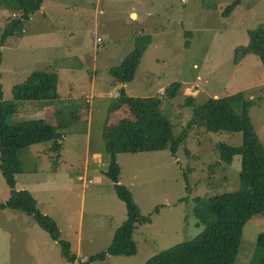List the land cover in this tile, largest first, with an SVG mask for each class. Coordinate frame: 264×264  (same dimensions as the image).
Segmentation results:
<instances>
[{"label":"rangeland","instance_id":"obj_1","mask_svg":"<svg viewBox=\"0 0 264 264\" xmlns=\"http://www.w3.org/2000/svg\"><path fill=\"white\" fill-rule=\"evenodd\" d=\"M60 1L69 7L52 5L45 11L44 23L37 14L34 21H22L27 33L17 32L5 39L2 34L18 12L0 6V50L5 44L0 59V93L3 100H10L12 85L33 71H58L56 102L46 104L49 109L43 110L37 106L42 102L30 101L9 121L41 118L58 125L56 130L62 133L60 156L54 161L49 156L53 154L46 152L49 141L26 147L21 160L29 173L19 175L16 186H26L38 210L55 221L60 239L69 242L73 253L79 247L80 254L86 256L104 250L113 230L125 218L123 202L102 173L108 163L104 132L129 118L124 103L117 102L108 110L120 89L108 71L132 49L123 32L151 36L133 80L123 86L126 96H161L171 83H181L177 96L164 103V113L177 134L192 115L186 106L189 96L199 103L207 97L242 92L245 98L255 100L248 113L264 145V66L255 55L232 64L234 48L248 42L247 30L264 27V0H239L228 14H223L225 7L233 0ZM130 9L134 12L129 13ZM95 19L100 29L96 30L98 47L92 36ZM40 24L44 26L36 32ZM41 34H46L45 50L37 47ZM59 38L62 45L55 44ZM30 41L34 43L31 48L25 45ZM241 139L240 131H209L195 125L189 127L175 154L168 149L117 153L118 183L126 186L150 222L138 224L132 231L136 255H107L90 264H144L146 259L197 236L202 226L196 223L193 198L239 187L241 157L234 155L229 164L220 161L216 141L235 146ZM85 170L90 183L77 178ZM9 192L0 173V204ZM262 231L264 217L257 215L247 221L233 264H249ZM80 254L76 255L84 259ZM0 264L71 263L61 255L59 244L30 216L0 207Z\"/></svg>","mask_w":264,"mask_h":264},{"label":"trees","instance_id":"obj_2","mask_svg":"<svg viewBox=\"0 0 264 264\" xmlns=\"http://www.w3.org/2000/svg\"><path fill=\"white\" fill-rule=\"evenodd\" d=\"M41 1L0 0L3 8L18 12V16L8 23L2 39L20 32L22 21L38 10ZM238 2L233 0L229 3L223 14H228ZM247 34V44L234 48L232 64L238 65L246 56L255 55L264 66V27L248 29ZM150 42L149 34L136 35L132 49L116 67L108 71L112 79L122 85L116 101L109 105L108 110L120 102L126 104L129 111V118L108 127L103 136L108 163L102 173L112 182L116 197L125 207V218L113 230L109 245L84 259L79 258L71 251L69 242L60 239V230L55 221L38 210L32 194L26 189L16 188V176L24 171L21 153L26 147L34 142L49 141L46 152L53 154L49 156L54 161L60 156L62 133L56 130L58 125L41 118L9 121L22 102H46L58 98V76L52 71H33L25 80L14 83L10 100H3L0 93V173L10 191L0 207L20 210L30 216L50 239L59 244L61 255L71 264H90L94 260H103L107 255H136L132 231L138 224L149 223L150 218L141 214L130 191L118 183L119 167L115 155L164 149L175 154L186 139L189 127L195 125H202L209 131H240V145H229L221 140L215 144L219 160L226 164L231 162L234 155H240L238 189L193 198L196 223L202 226L199 234L144 261V264H233L239 252L244 225L253 216L264 217V145L248 113L255 100L245 98L242 92L207 97L199 103L189 96L186 106L191 108L192 115L175 134L170 117L164 113V103L177 96L181 83H171L164 88L161 96L138 98L124 94L123 86L133 80ZM185 178L187 180L188 176L185 175ZM249 264H264V231L256 238Z\"/></svg>","mask_w":264,"mask_h":264},{"label":"crops","instance_id":"obj_3","mask_svg":"<svg viewBox=\"0 0 264 264\" xmlns=\"http://www.w3.org/2000/svg\"><path fill=\"white\" fill-rule=\"evenodd\" d=\"M96 1H98V0H96ZM52 5H62V6H67V7H69L68 5V3H66L65 1H60V0H55V1H52V0H42L41 1V3H40V6H39V8H38V10L37 11H35L28 19H27V22L28 21H34V19H35V17H36V15L37 14H40V15H42V19H40V21H42V23H44L45 22V20H43V19H45V17L46 16H44V14H45V11H49V7L50 6H52ZM130 12H134L133 11V9H130L129 10V13ZM56 14H59V13H56ZM134 14V13H133ZM64 15V14H63ZM59 18H62V15L61 14H59ZM68 16V15H67ZM69 18H70V16H68ZM134 17H136V14H134ZM65 18V17H64ZM26 22V23H27ZM43 26L44 25H42V24H40V26H39V28H36V32H37V30H40L41 31V29L43 28ZM99 24L97 23V20L95 19V28H94V31H98V30H100L99 28ZM96 31V32H97ZM21 33H27L28 32V28H27V26H25V24L24 25H22V27H21V31H20ZM99 33V32H98ZM123 35L127 38V40H128V44H129V46L131 47V45L133 46V39H134V37L136 36V35H139L138 33H134V35H133V32L132 31H130V30H126V31H124L123 32ZM46 34H41V35H39V37H41V40L39 41V43H38V45H37V47H40V48H42V49H44L45 50V48H46V43H45V39H47L46 37ZM61 38V37H60ZM59 38V41L58 42H54L56 45H62V43H61V39ZM55 40V39H54ZM34 43H33V41H30L29 43H26L25 45H27V47H29V48H31V46L33 45ZM36 44V43H35ZM5 44H2L1 45V50H0V59H1V55H2V49H4V46ZM94 45L95 46H97L98 47V44L96 43V41H95V39H94ZM130 47H128V48H130ZM131 49V48H130ZM41 55H43V54H41ZM123 59V58H122ZM44 64V63H43ZM52 70H54V69H52ZM53 73H55L56 74V76H58V81H59V79H60V77H59V74H58V71H56V69L54 70V71H52ZM124 86H126V85H124ZM120 87H121V84H120ZM161 89V88H160ZM159 89V90H160ZM56 93H58V91H56ZM86 95V94H85ZM59 97V96H58ZM130 97H138V96H130ZM139 97H141V96H139ZM53 101H55L56 102V98L54 99V100H52V101H38V102H42V104H39V103H37V102H35V103H37V106H39V107H41V108H43V110L44 109H46V110H48L49 109V106H46V104H48V103H51V102H53ZM55 102H53V103H55ZM25 105H30V101H27V102H22V103H20L18 106H19V110L21 109V108H23ZM93 156L94 155H96L95 153H93L92 154ZM97 167V166H96ZM27 171H30V169H28ZM27 173H29V172H25V171H23L22 173H20V174H18L17 176H16V183H17V179H18V176L19 175H21V174H27ZM118 181H119V179H118ZM16 188L17 189H26L27 187L25 186H22V187H17L16 186ZM26 190H28V189H26ZM29 191V190H28ZM30 192V191H29ZM31 193V192H30ZM32 194V193H31ZM33 196V195H32ZM34 197V196H33ZM35 199V198H34ZM79 246V245H78ZM76 254H80V250H79V247H78V251L76 252ZM81 255V254H80ZM83 258H85L86 256L85 255H81Z\"/></svg>","mask_w":264,"mask_h":264},{"label":"built area","instance_id":"obj_4","mask_svg":"<svg viewBox=\"0 0 264 264\" xmlns=\"http://www.w3.org/2000/svg\"><path fill=\"white\" fill-rule=\"evenodd\" d=\"M92 36L94 37L96 43L98 44V42L100 41L99 36L97 35L96 31L92 32ZM102 165V162L99 164L97 163L96 166L100 167ZM78 180L83 181V183H90L91 182V177L87 176L86 170H85V174H79L77 176Z\"/></svg>","mask_w":264,"mask_h":264},{"label":"water","instance_id":"obj_5","mask_svg":"<svg viewBox=\"0 0 264 264\" xmlns=\"http://www.w3.org/2000/svg\"><path fill=\"white\" fill-rule=\"evenodd\" d=\"M131 17H134V14L133 13H131Z\"/></svg>","mask_w":264,"mask_h":264}]
</instances>
